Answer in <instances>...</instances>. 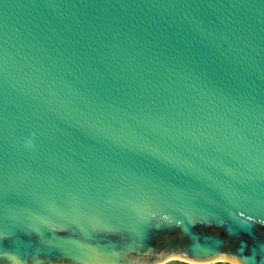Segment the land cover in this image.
Listing matches in <instances>:
<instances>
[{"label":"water","instance_id":"95a60500","mask_svg":"<svg viewBox=\"0 0 264 264\" xmlns=\"http://www.w3.org/2000/svg\"><path fill=\"white\" fill-rule=\"evenodd\" d=\"M0 234L14 264H264V0H0Z\"/></svg>","mask_w":264,"mask_h":264},{"label":"snow or ice","instance_id":"6c2138e0","mask_svg":"<svg viewBox=\"0 0 264 264\" xmlns=\"http://www.w3.org/2000/svg\"><path fill=\"white\" fill-rule=\"evenodd\" d=\"M108 232V231H106ZM121 233V237L123 240V246L125 248H137L142 244L146 243V239H145V234L144 232L138 231V232H134V233H127V232H120ZM14 245L12 244L11 240H6L2 234H0V264H2L3 261H5L6 259H8L10 261V264H14V262L12 261V258L10 257H6V247H13ZM79 250L82 254L87 255L91 250L88 249L86 246L81 245V246H73V248L68 249L67 251H77ZM196 254H201V253H208L210 254L211 249H201L199 247L198 244L193 245V249H192ZM110 251L109 248H100L99 252L102 254H107ZM51 254V253H49Z\"/></svg>","mask_w":264,"mask_h":264},{"label":"rangeland","instance_id":"374dc122","mask_svg":"<svg viewBox=\"0 0 264 264\" xmlns=\"http://www.w3.org/2000/svg\"><path fill=\"white\" fill-rule=\"evenodd\" d=\"M227 261L226 260H216V261L205 262V263H196V262H190V261L189 262L188 261L187 262H182V261H178V260L167 259V260H165L163 262H160L158 264H230Z\"/></svg>","mask_w":264,"mask_h":264},{"label":"bare ground","instance_id":"6f19581e","mask_svg":"<svg viewBox=\"0 0 264 264\" xmlns=\"http://www.w3.org/2000/svg\"><path fill=\"white\" fill-rule=\"evenodd\" d=\"M170 260H178V261H182V262H187V260H183V259H179V258H177V257H172V258H170ZM219 260H224V259H219ZM169 261V260H168ZM227 261V260H226ZM189 262V261H188ZM227 262H229L230 264H237L236 262H234V261H227ZM158 264V263H157Z\"/></svg>","mask_w":264,"mask_h":264}]
</instances>
